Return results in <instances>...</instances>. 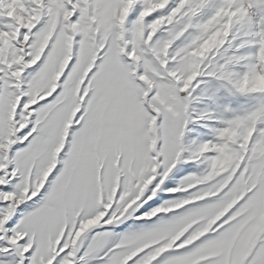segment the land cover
Here are the masks:
<instances>
[{"label":"snow or ice","instance_id":"6c2138e0","mask_svg":"<svg viewBox=\"0 0 264 264\" xmlns=\"http://www.w3.org/2000/svg\"><path fill=\"white\" fill-rule=\"evenodd\" d=\"M0 264H264V0H0Z\"/></svg>","mask_w":264,"mask_h":264}]
</instances>
